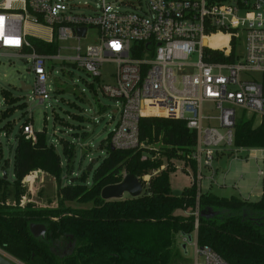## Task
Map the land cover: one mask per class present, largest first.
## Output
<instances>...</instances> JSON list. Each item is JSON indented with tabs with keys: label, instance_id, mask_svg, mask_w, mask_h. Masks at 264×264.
<instances>
[{
	"label": "built area",
	"instance_id": "1",
	"mask_svg": "<svg viewBox=\"0 0 264 264\" xmlns=\"http://www.w3.org/2000/svg\"><path fill=\"white\" fill-rule=\"evenodd\" d=\"M25 24L49 28L52 37L43 40L57 42L58 52L39 53ZM90 29L97 30L94 43L84 45ZM0 56L31 63L41 102L51 98L50 62L73 63L96 80L105 63H114L112 80L101 87L121 105L112 148L141 147L144 117L184 121L197 136L191 160L198 194L204 178L218 184L215 161L237 148V121L264 118V84L255 77L264 74V0H0ZM23 134L36 140L31 122ZM197 229L198 219L192 241L182 235L195 248L189 264H229L198 244ZM0 254L16 259L2 248Z\"/></svg>",
	"mask_w": 264,
	"mask_h": 264
},
{
	"label": "trees",
	"instance_id": "2",
	"mask_svg": "<svg viewBox=\"0 0 264 264\" xmlns=\"http://www.w3.org/2000/svg\"><path fill=\"white\" fill-rule=\"evenodd\" d=\"M30 40L39 53L58 52L57 42L35 36ZM3 94L14 101L8 91ZM28 123L29 119L23 122L16 137L14 181L0 176V248L12 257L26 264H189L176 239L178 235L193 236L198 219L200 246L209 245L229 264H264V176L263 194L258 200L219 195L211 189L198 194L194 177L190 186L175 195L169 172L173 168L154 175L161 166L160 159L144 158L141 147L112 148L109 133L107 156L91 172L83 171L75 181L64 183L63 175L74 172L76 146L71 141L62 142L64 165L46 128L35 131L36 140L26 139L23 127ZM140 138L142 143L161 145L160 152L169 160L179 156L185 167L190 166L195 172L191 152L197 136L184 121L144 117L140 120ZM235 146L264 148V118L256 123L254 116L243 115L236 124ZM37 170L57 180L59 207L36 208L31 203L25 208L18 206L26 191L23 181ZM130 173L139 179L151 177L149 183L142 180L145 186L142 195L101 198L105 186L120 183ZM10 186L15 190L16 206L7 204ZM68 202L89 206L73 208ZM176 210L190 213L185 215ZM31 223L46 225L45 238L32 234ZM67 241L72 246L65 251L62 246Z\"/></svg>",
	"mask_w": 264,
	"mask_h": 264
},
{
	"label": "rangeland",
	"instance_id": "3",
	"mask_svg": "<svg viewBox=\"0 0 264 264\" xmlns=\"http://www.w3.org/2000/svg\"><path fill=\"white\" fill-rule=\"evenodd\" d=\"M23 29L30 35L45 40L52 37L50 29L44 26L25 24ZM96 34V29H90L88 38L83 41V44L94 43ZM75 43L71 40L61 44L64 46ZM115 68L114 63H105L101 79L96 80L93 75L73 63L50 62L47 68L50 75L46 87L51 98L41 102L35 97L33 88L22 89V82L31 86L35 84V74L31 69V63L16 57L0 56V176L3 177L6 173L10 182L15 179L16 137L27 119L30 120L35 131L47 129L48 138L56 144L64 165L66 159L62 154V142L71 141L76 146V155L73 159L74 172L63 175L64 183L72 178L75 181L83 171L88 170L92 161L96 160V163L92 165L93 170L107 156V139L119 118L121 105L105 96L101 89L104 83L112 80L111 73ZM255 77L264 84V74L255 73ZM3 91H8L10 98L14 101L7 100ZM6 111L9 113L6 114ZM101 143L102 147H99ZM141 149L144 158L153 156L161 160V166L154 175L163 170L174 169L169 170L170 182L174 190H182L192 184L194 170L190 166L185 167V162L179 156L169 160L160 152L161 145L148 141L142 143ZM215 167L218 169L216 174L218 184H213L208 178H204L203 191L211 189L219 195H238L251 200L260 198L263 191V176H260L258 171L264 170L263 148H234L233 152L231 150L217 159ZM203 173L207 177L210 175L206 168L203 169ZM150 178V176L144 177L145 182L149 183ZM88 179L91 181L92 173ZM23 183L26 191L20 203L16 202L14 187L10 186L7 204L12 206L18 204L22 208H25L28 203L36 208L59 207L58 184L53 176L37 170L32 172L29 178H25ZM225 183L227 187L222 188V184ZM128 197L130 195L125 193L123 198ZM67 205L73 208L89 206L78 202H68ZM186 212L185 215H188L190 210ZM176 213H184V211L176 210ZM176 240L182 254L189 261L194 259V246L188 245L186 252L181 247L183 243H186L183 242L182 235H178ZM13 260L17 264H26L18 259Z\"/></svg>",
	"mask_w": 264,
	"mask_h": 264
},
{
	"label": "water",
	"instance_id": "4",
	"mask_svg": "<svg viewBox=\"0 0 264 264\" xmlns=\"http://www.w3.org/2000/svg\"><path fill=\"white\" fill-rule=\"evenodd\" d=\"M78 33L80 35H84L86 32V28H79ZM22 89H32L31 85H27L24 82H22ZM98 145V144H97ZM96 163V160H93L90 164L88 171L92 170V165ZM4 177L7 178V174L4 173ZM74 179L72 178L70 182H73ZM144 191V186L142 181L139 179L138 176L135 174H126L123 178V180L120 183L117 184H110L105 186L101 191V198L104 200H112V199H123L124 194L127 193L130 195V197L135 198L142 195ZM173 194L179 195L181 194V190H173ZM30 230L32 234L36 238H45L47 227L43 223H31ZM188 238V241H192V236H186ZM183 249L187 252V243H183L181 245ZM0 264H17L10 258L3 256L0 254Z\"/></svg>",
	"mask_w": 264,
	"mask_h": 264
},
{
	"label": "flooded vegetation",
	"instance_id": "5",
	"mask_svg": "<svg viewBox=\"0 0 264 264\" xmlns=\"http://www.w3.org/2000/svg\"><path fill=\"white\" fill-rule=\"evenodd\" d=\"M72 246L70 241H67L66 243L63 244V248L65 251H67L68 249H70V247Z\"/></svg>",
	"mask_w": 264,
	"mask_h": 264
},
{
	"label": "crops",
	"instance_id": "6",
	"mask_svg": "<svg viewBox=\"0 0 264 264\" xmlns=\"http://www.w3.org/2000/svg\"><path fill=\"white\" fill-rule=\"evenodd\" d=\"M264 149V148H263ZM220 158V157H219ZM218 158V159H219ZM227 186H226V183L223 185L222 184V188H226ZM238 188V187H237ZM262 194H263V191L261 192V196H262ZM225 196V195H224ZM261 196H259V197H261ZM247 199H249V198H247ZM182 214H187V212L186 211H184V213H182ZM187 246H188V244H187Z\"/></svg>",
	"mask_w": 264,
	"mask_h": 264
}]
</instances>
